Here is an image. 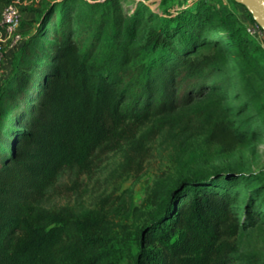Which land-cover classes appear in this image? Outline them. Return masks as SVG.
<instances>
[{
	"label": "trees",
	"instance_id": "16d2710c",
	"mask_svg": "<svg viewBox=\"0 0 264 264\" xmlns=\"http://www.w3.org/2000/svg\"><path fill=\"white\" fill-rule=\"evenodd\" d=\"M12 1L0 0V18ZM38 4L19 7L36 13V26L13 48L11 71L0 84V264H100L116 257L112 208L106 210L111 195L93 209H48L39 205L47 190L63 172H86L101 153L120 151L121 169L140 171L147 142L164 128H195L202 144L219 153L247 146L250 125L236 127L217 102L189 107L219 88L235 63L245 102L264 116L261 49L226 16L214 25L219 12L212 4L198 5L192 19L213 33L226 30L227 47L186 29V17L176 20L182 26L176 33L152 26L138 43V13H122L114 0ZM248 186L264 207V173ZM236 188L226 174L177 177L171 187L155 182L156 215L138 233L135 264H238ZM249 211L253 219L261 212L253 205Z\"/></svg>",
	"mask_w": 264,
	"mask_h": 264
},
{
	"label": "rangeland",
	"instance_id": "374dc122",
	"mask_svg": "<svg viewBox=\"0 0 264 264\" xmlns=\"http://www.w3.org/2000/svg\"><path fill=\"white\" fill-rule=\"evenodd\" d=\"M29 1L21 0L19 7L34 10L38 8L39 4ZM114 1L119 3L122 13H138V43L142 42L145 29L169 25L171 32L176 33L182 27L175 23L176 20L183 22L186 19V29L201 31L213 44L217 42L227 47L226 30L224 33H213L208 30L209 24L202 26L194 23L192 17L199 9L198 5L204 3L212 4L219 12L213 19L214 25L220 24L218 17L224 15L233 27L241 25L246 29L254 28L248 12L234 0ZM24 2L28 4L24 5ZM30 13L28 11L25 15L21 28L24 38L28 37L36 26V13ZM249 35L250 45L261 49L258 71L264 76V34L256 31L255 34ZM222 80L219 88L206 90L205 96L196 98L189 108L217 102L216 109L225 110L236 127L243 123L250 125L247 137L251 141L247 146L219 153L217 146L206 147L202 144V137L195 134V128L184 132L181 130L182 125L174 129L164 128L158 136L147 142L148 158L140 171L122 170L124 157L120 151L98 154L86 172L61 173L39 205L48 209L69 207L81 211L104 206L113 201L114 204L106 210L112 208V246L116 257L107 256L100 264H135L139 251L138 233L142 225L156 215L157 206L150 199L155 182L171 187L177 177L187 178L193 174L208 173L222 177L226 174L231 183L238 185L235 189L238 205L234 207V211L239 217L240 230L235 239L238 253L233 257L238 260V264H264V207L263 203L249 192L248 186L253 175L264 173V116L255 113L245 102L247 88L238 75L235 63L227 66ZM262 97L264 99V93ZM188 135H191L190 138H187ZM203 152H206V155H203ZM110 195L109 202H103ZM118 197L127 203L120 206ZM251 205L261 211L254 219L249 215Z\"/></svg>",
	"mask_w": 264,
	"mask_h": 264
},
{
	"label": "built area",
	"instance_id": "2783aa9c",
	"mask_svg": "<svg viewBox=\"0 0 264 264\" xmlns=\"http://www.w3.org/2000/svg\"><path fill=\"white\" fill-rule=\"evenodd\" d=\"M20 3L21 0H13L1 13L0 31L4 33L5 39H0V76L3 72L6 47L13 49L23 41V35L20 30L22 20L19 9ZM256 31H259L256 23L254 28L247 29V32L252 35Z\"/></svg>",
	"mask_w": 264,
	"mask_h": 264
},
{
	"label": "water",
	"instance_id": "95a60500",
	"mask_svg": "<svg viewBox=\"0 0 264 264\" xmlns=\"http://www.w3.org/2000/svg\"><path fill=\"white\" fill-rule=\"evenodd\" d=\"M244 7L264 33V0H234Z\"/></svg>",
	"mask_w": 264,
	"mask_h": 264
},
{
	"label": "crops",
	"instance_id": "0c3cea01",
	"mask_svg": "<svg viewBox=\"0 0 264 264\" xmlns=\"http://www.w3.org/2000/svg\"><path fill=\"white\" fill-rule=\"evenodd\" d=\"M29 2L30 3L35 2V4H38L39 2H41V0H30ZM25 4H28V3L24 2V5ZM26 14H28V11H22L21 12L22 24H24V18H26L25 17ZM31 15H32V13H30V16ZM0 39H3V40L5 39V35L2 31H0ZM15 53H16V51L12 48H8L5 50V59H4V65H3V72H2V75L0 77V84L5 80V78L9 75V73L11 71L12 57Z\"/></svg>",
	"mask_w": 264,
	"mask_h": 264
}]
</instances>
